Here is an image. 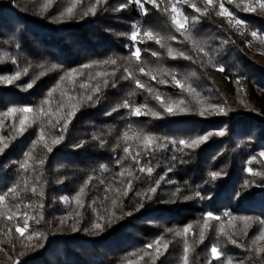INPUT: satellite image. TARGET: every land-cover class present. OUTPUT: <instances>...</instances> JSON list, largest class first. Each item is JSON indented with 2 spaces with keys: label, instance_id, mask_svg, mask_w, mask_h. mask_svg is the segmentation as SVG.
<instances>
[{
  "label": "trees",
  "instance_id": "1",
  "mask_svg": "<svg viewBox=\"0 0 264 264\" xmlns=\"http://www.w3.org/2000/svg\"><path fill=\"white\" fill-rule=\"evenodd\" d=\"M261 3L0 0V264H264Z\"/></svg>",
  "mask_w": 264,
  "mask_h": 264
},
{
  "label": "snow or ice",
  "instance_id": "2",
  "mask_svg": "<svg viewBox=\"0 0 264 264\" xmlns=\"http://www.w3.org/2000/svg\"><path fill=\"white\" fill-rule=\"evenodd\" d=\"M135 2H136V3H140L141 0H135ZM145 2H146V3H152V4H154L155 6L158 7V5L156 4V0H145ZM206 2H207V4H209V5H212V4H213V0H206ZM257 2H260V0H257ZM125 6H126V5H121V8H123V7H125ZM260 6H261L262 8H264V3H261ZM193 7H195V5H193ZM220 7H221V9L223 10L220 14H222V15H223V14H228L229 16L231 15V13H228V12H227V9H224V8H223V4H222V3H221V5H220ZM247 10L255 11L256 9H255V7L253 6V7H251V8H248ZM67 11H68L69 13H71L72 9L69 8ZM92 11H94V9H92ZM172 11H173L174 13L177 12V9H176L175 5H173V7H172ZM196 11H200V9H199V8H196ZM205 11H207V10L205 9ZM145 12H146V10H145ZM173 22H174L179 28H183V27H184V24L181 22L180 19H177L176 16L173 17ZM237 23H243V22H242V21H237ZM144 35L147 36V37L150 38V39L153 38V33H152V32H146V33H144ZM252 35H253L254 37H256V36H257V33H256V32H253ZM137 36H138V33H135V32H134V33L132 34V39H137ZM157 42H159V40H157ZM133 55H134L137 59H139V57H140V49H137ZM112 63H115V61H112ZM220 70H223V69L221 68ZM141 71H143V69H141ZM18 75H19V74H17V76H18ZM174 79H175V78H174ZM8 82L10 83V82H11V79H9ZM136 83H137V85H138L139 87H143V85H141L139 81H136ZM177 83L179 84V81H177ZM29 87H31V85H29ZM96 90L99 91V89H96ZM89 98H90V97H89ZM157 99H160V97H157ZM14 111H16V109H10V110H9L10 113H11V112H14ZM23 111H31V109H27V108H26V109H23ZM167 111L171 112V111H172V108H171V107H168V108H167ZM135 114H137V115L141 114L139 108L135 110ZM202 114H203V113H202ZM20 123H21V124H24V121L21 120ZM221 134H222V133H221ZM146 139H147V138H146ZM201 139H207V137H203V138H201ZM148 143H151V140H150V139H148ZM180 143H181V144H185L186 142L183 141V140H181ZM197 143H199L198 140H193V141H191V143L188 144V146H189V147H194V146H196ZM161 147H163V145H161ZM0 150H2V149H0ZM50 150H51V149H49V151H50ZM260 155H261L262 157H264V152L260 153ZM141 171H145V169L141 168ZM146 171L150 174V173L152 172V169H151V168H148V169H146ZM248 171H249L250 173L253 172V170H252L251 168H249ZM253 174H255V173H253ZM211 175H212L213 178H216V177L219 175V173H212ZM151 191H155V189H151ZM3 200H4V197H3V196H0V202H2ZM207 215H208V217H213V214H212V213H208ZM8 219H12V217H8ZM217 219H218V217H217ZM244 219L248 220V219H251V218H244ZM95 227H96V228H100L101 225L96 224ZM27 228H28V223H27V221H25L23 227H20L19 225H17V227H16V231H17L21 236H23V235L25 234ZM184 231H185V233L188 232V231H189V228H186ZM202 235H203V233H201V236H202ZM29 239H31V237H29ZM232 242H233V243H236L235 240H233ZM158 244H159V242H158ZM149 247H152V245H149ZM164 247L166 248L167 245H164ZM185 251L187 252V248H186ZM157 252H159V247H157ZM211 252H212V255H213L214 258H217V259L220 258L221 253L219 252V250H218L216 247H212ZM185 264H187V257H185Z\"/></svg>",
  "mask_w": 264,
  "mask_h": 264
}]
</instances>
